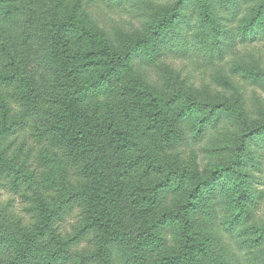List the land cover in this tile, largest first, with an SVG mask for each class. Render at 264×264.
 <instances>
[{
	"label": "rangeland",
	"instance_id": "obj_1",
	"mask_svg": "<svg viewBox=\"0 0 264 264\" xmlns=\"http://www.w3.org/2000/svg\"><path fill=\"white\" fill-rule=\"evenodd\" d=\"M105 1L0 0V68L25 93L21 102L0 97V152L37 176L15 187L0 172V264H189L193 246L196 264H216L200 257L214 222L212 194L227 195L215 203L219 216L264 226V196L256 209L235 201L236 179L249 165L211 174L247 129L264 122V39L222 40L208 53L193 39L202 28L192 11L200 0H185L179 8L192 28L177 27L188 36L183 48L136 55L109 70L101 64L110 57L103 39L124 48L130 29L151 37L145 16L175 0H147L139 11L132 2L114 8ZM92 76L95 87L84 89ZM201 120L208 131L196 140L189 127ZM175 123L187 138L176 148ZM245 140L242 155L255 152L264 172V133ZM95 188L104 202H91Z\"/></svg>",
	"mask_w": 264,
	"mask_h": 264
},
{
	"label": "trees",
	"instance_id": "obj_2",
	"mask_svg": "<svg viewBox=\"0 0 264 264\" xmlns=\"http://www.w3.org/2000/svg\"><path fill=\"white\" fill-rule=\"evenodd\" d=\"M147 0H106L108 5L116 8L124 3L132 2L133 6L138 11L145 6ZM185 0H175V2H169L168 4H157L152 10L145 16L148 20V27L152 28L151 37L138 36L135 31L129 30L130 40L124 48H120L119 45H115L103 39L102 45L104 46L106 53L108 54V60L101 61V64H107V69L110 70V66L115 64L116 61H124L130 58H134L136 55L138 58H148L156 53H159L164 47L178 49L183 48L187 43L188 36L181 34L180 30H177L178 26L182 24L192 28L191 20L187 15H184L180 11L179 5ZM200 10L197 8L192 9L194 14L201 16L199 19L202 28L198 31L197 35L193 37L195 44L202 46L212 53L218 51L222 47L223 41H230L235 44H247L255 43L264 39V0H200ZM247 4V8L244 6ZM246 9V12L244 13ZM223 12L224 14H219ZM179 18V23L173 26L174 21ZM222 21H219V20ZM233 24V26H230ZM219 38L217 39V37ZM99 37V36H98ZM98 37H96L98 39ZM171 39L176 41L174 46ZM221 39V40H220ZM223 40V41H222ZM135 42V43H134ZM134 43V45H133ZM133 51L135 55L133 56ZM130 52V53H129ZM211 54V55H212ZM113 59L109 63V59ZM106 72V71H105ZM100 75L99 79L107 76V72ZM252 74V73H251ZM250 78V73L246 75ZM256 77H251V81L254 83ZM106 81V80H105ZM15 76L11 73L2 70L0 68V97L6 100H14L21 102V99L25 96V93L18 91L15 86ZM97 80L92 76L82 86L84 89L89 90L90 87H95ZM28 115V114H26ZM198 125L194 123L190 126L191 137L196 140L204 138L208 131L207 122ZM212 122V121H211ZM210 123V122H209ZM175 131V142L173 147H179L186 143L187 138L185 133L180 127V123H175L173 126ZM193 132V134H192ZM264 133V122L252 126L244 132L234 148L232 158L224 165L213 166L211 170L212 175L226 174L228 175L235 163L242 162L243 166L249 165L252 169L249 171H241L242 176L236 179V186L240 194L236 197V200H240L244 206H250L251 208H258L263 200V192L256 187L257 181L262 179L264 183V172L258 167L257 156L255 152H249L250 156L246 158L242 155L245 149L249 145V142L245 140L251 134ZM264 144V143H263ZM246 161V162H245ZM0 172L9 177L13 186L19 187L24 183H33L36 181V173L31 170L25 161L18 162L16 158H7L0 152ZM234 184V186H235ZM91 202H104L106 195L99 188L89 189ZM214 195V196H213ZM216 202H212L209 206L210 218L212 221L210 232H206L204 237L207 241L208 248L204 250L205 241H202V250L200 257L207 259L209 262L216 264H264V226H245L242 223V217H231L228 214L219 216L215 212V203H219L227 200V195L222 194L218 196V193L212 194L211 198ZM51 211H46L43 214V221L39 226V233H43L49 223ZM251 215L249 210H245L244 217ZM241 218V220L239 219ZM107 222V220H104ZM215 223L217 225H215ZM109 229V228H108ZM258 231V232H257ZM109 232L107 231V234ZM251 233H255L256 236H251ZM55 243L59 249H63V242L55 238ZM261 247V248H259ZM195 246L187 249V256L189 264H196L193 259L195 253ZM173 260H177V256L173 257ZM201 264V263H198Z\"/></svg>",
	"mask_w": 264,
	"mask_h": 264
}]
</instances>
